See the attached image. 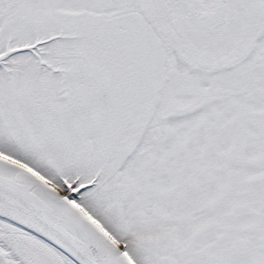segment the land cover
Listing matches in <instances>:
<instances>
[{
  "label": "snow or ice",
  "instance_id": "snow-or-ice-1",
  "mask_svg": "<svg viewBox=\"0 0 264 264\" xmlns=\"http://www.w3.org/2000/svg\"><path fill=\"white\" fill-rule=\"evenodd\" d=\"M0 264H264V0H0Z\"/></svg>",
  "mask_w": 264,
  "mask_h": 264
}]
</instances>
